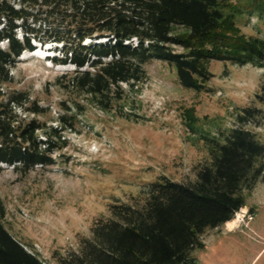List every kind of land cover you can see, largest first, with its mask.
I'll use <instances>...</instances> for the list:
<instances>
[{
  "label": "trees",
  "instance_id": "trees-1",
  "mask_svg": "<svg viewBox=\"0 0 264 264\" xmlns=\"http://www.w3.org/2000/svg\"><path fill=\"white\" fill-rule=\"evenodd\" d=\"M244 14L264 16V0H0V168L7 163L26 173L52 163L73 127L72 114L59 113L49 124L39 117L46 106L23 88H9L10 68L36 41L59 43L61 55L52 60L74 64L60 85L107 110L124 97L122 82L146 78L144 63L153 57L195 89L211 77L212 60L264 67V36L241 31L237 19ZM255 96L264 101V85ZM260 117L259 107L242 106L237 124L219 136L189 109L188 126L208 152L194 178L160 174L141 201L111 202L78 249L53 252L56 264H193L205 230L232 219L264 181V142L243 125ZM3 214L0 200V264H51L6 228Z\"/></svg>",
  "mask_w": 264,
  "mask_h": 264
},
{
  "label": "rangeland",
  "instance_id": "rangeland-1",
  "mask_svg": "<svg viewBox=\"0 0 264 264\" xmlns=\"http://www.w3.org/2000/svg\"><path fill=\"white\" fill-rule=\"evenodd\" d=\"M237 24L246 35L264 36V16L244 14ZM21 54L10 68L9 88H23L46 106L39 117L49 124L57 123L59 113L72 114L73 127L64 131L66 144L53 152L52 163L36 164L26 173L2 163L1 220L51 264H56L55 250L78 249L95 219L109 215L111 202L141 201L147 184L160 174L194 178L195 166L208 152L188 126L189 109L199 126L219 136L237 124L242 106L255 105L264 114V101L255 96L264 85V67L250 63L212 60L211 77L195 89L178 81L171 64L153 57L144 63L146 78L133 86L122 82L124 97L104 110L60 85L74 64L52 60L51 55H61L59 43L36 41ZM243 125L264 142V117ZM234 217L231 226L224 222L205 230L193 264H264L263 180Z\"/></svg>",
  "mask_w": 264,
  "mask_h": 264
},
{
  "label": "bare ground",
  "instance_id": "bare-ground-1",
  "mask_svg": "<svg viewBox=\"0 0 264 264\" xmlns=\"http://www.w3.org/2000/svg\"><path fill=\"white\" fill-rule=\"evenodd\" d=\"M102 39H104V38H101V39H99V40H102ZM85 40H89V38H86ZM242 207H243V206H242ZM234 221H235V217H233L232 219H229V220L225 221V224H226L227 226H231L232 224H234Z\"/></svg>",
  "mask_w": 264,
  "mask_h": 264
}]
</instances>
